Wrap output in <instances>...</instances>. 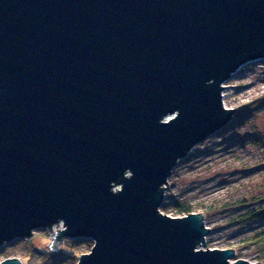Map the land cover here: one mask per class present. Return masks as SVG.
<instances>
[{
	"label": "water",
	"instance_id": "obj_1",
	"mask_svg": "<svg viewBox=\"0 0 264 264\" xmlns=\"http://www.w3.org/2000/svg\"><path fill=\"white\" fill-rule=\"evenodd\" d=\"M257 60L264 0H0V246L46 229L93 242L76 264H251L160 207Z\"/></svg>",
	"mask_w": 264,
	"mask_h": 264
},
{
	"label": "rangeland",
	"instance_id": "obj_2",
	"mask_svg": "<svg viewBox=\"0 0 264 264\" xmlns=\"http://www.w3.org/2000/svg\"><path fill=\"white\" fill-rule=\"evenodd\" d=\"M224 86L225 108H236L231 121L177 162L160 211L182 217L174 205H188L191 213L203 214L209 229L199 249H234L232 262L264 264V245L253 244L254 235L264 229V61L244 64ZM251 212L259 216L252 219ZM50 242L48 230H34L28 239L0 246V262L76 264L93 245L86 238L65 239L54 251Z\"/></svg>",
	"mask_w": 264,
	"mask_h": 264
},
{
	"label": "trees",
	"instance_id": "obj_3",
	"mask_svg": "<svg viewBox=\"0 0 264 264\" xmlns=\"http://www.w3.org/2000/svg\"><path fill=\"white\" fill-rule=\"evenodd\" d=\"M163 211L168 210L166 209V206H162ZM174 213H176L177 215H188L191 213V209L188 205H174V209H173ZM249 216L252 217V219H255L257 216H259L258 214L256 215L255 212H251L249 213ZM253 244H262L264 245V229L254 235L253 237ZM77 263V262H76Z\"/></svg>",
	"mask_w": 264,
	"mask_h": 264
},
{
	"label": "bare ground",
	"instance_id": "obj_4",
	"mask_svg": "<svg viewBox=\"0 0 264 264\" xmlns=\"http://www.w3.org/2000/svg\"><path fill=\"white\" fill-rule=\"evenodd\" d=\"M224 98V95L222 96V99Z\"/></svg>",
	"mask_w": 264,
	"mask_h": 264
}]
</instances>
